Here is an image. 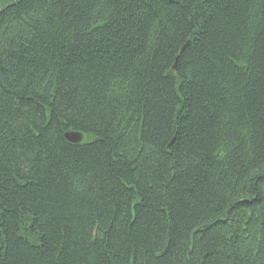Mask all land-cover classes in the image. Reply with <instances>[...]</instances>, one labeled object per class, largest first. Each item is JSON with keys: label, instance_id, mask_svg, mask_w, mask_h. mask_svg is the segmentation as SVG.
<instances>
[{"label": "trees", "instance_id": "obj_1", "mask_svg": "<svg viewBox=\"0 0 264 264\" xmlns=\"http://www.w3.org/2000/svg\"><path fill=\"white\" fill-rule=\"evenodd\" d=\"M0 264H264V0H0Z\"/></svg>", "mask_w": 264, "mask_h": 264}, {"label": "water", "instance_id": "obj_2", "mask_svg": "<svg viewBox=\"0 0 264 264\" xmlns=\"http://www.w3.org/2000/svg\"><path fill=\"white\" fill-rule=\"evenodd\" d=\"M66 138L71 143H79L82 140L81 136L78 134H69L66 135Z\"/></svg>", "mask_w": 264, "mask_h": 264}]
</instances>
